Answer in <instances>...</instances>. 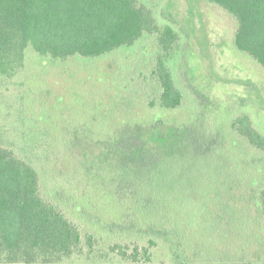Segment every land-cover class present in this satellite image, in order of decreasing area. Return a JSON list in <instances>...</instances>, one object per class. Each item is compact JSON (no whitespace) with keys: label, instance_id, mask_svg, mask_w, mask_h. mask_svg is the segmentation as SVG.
<instances>
[{"label":"trees","instance_id":"obj_1","mask_svg":"<svg viewBox=\"0 0 264 264\" xmlns=\"http://www.w3.org/2000/svg\"><path fill=\"white\" fill-rule=\"evenodd\" d=\"M205 1L235 19V50L264 69V0ZM154 12L138 0H0V78L12 79L23 69L27 48L53 61L95 59L147 35L155 37L159 50L151 76L160 93L151 106H156L157 115L173 112L181 107L183 94L165 62L177 47L178 31L158 14L157 20ZM229 127L250 147L264 152V130L253 127L248 116L234 118ZM111 132L103 140L76 138L71 146L79 149L76 160L86 176L96 178L112 206L125 209L133 219L114 222L113 209L99 218L86 216L85 208L74 204L72 214L92 226L83 234L59 203L42 198L38 171L0 146V264H63L82 257L92 264H107L109 255L117 256L121 264H154L153 248L162 239L174 252L182 238L200 264L217 260L193 241V224L186 213L208 215L209 210L199 207L198 200L187 201L185 176L193 179L196 172L207 176L204 197L201 194L207 205L215 202L209 193L220 188L222 194L223 184L225 191L235 186L228 165L220 164L224 148L216 154V142L224 138L221 133L216 136L196 125H167L161 119L134 121ZM245 188L238 197L230 199L228 191L222 197L228 204L229 199L240 202L238 210L247 217L254 209L258 225L249 228L240 217L247 223L246 231L240 229L235 241H221L227 242L223 247L229 251H238L241 258L234 261L239 264H264V183L251 180ZM210 210L217 229L227 226L232 216L226 218L225 212L211 206ZM101 239L111 242L106 251L98 249Z\"/></svg>","mask_w":264,"mask_h":264},{"label":"rangeland","instance_id":"obj_2","mask_svg":"<svg viewBox=\"0 0 264 264\" xmlns=\"http://www.w3.org/2000/svg\"><path fill=\"white\" fill-rule=\"evenodd\" d=\"M138 2L152 7L155 17L158 14L178 31L177 47L165 64L183 94L179 109L157 115L156 106H151L160 93L151 76L159 50L155 37L147 35L130 47L95 59L53 61L27 48L23 69L12 79L0 78V146L11 149L38 171L42 198L59 203L66 216L79 224L82 234L92 226L72 214L74 204L84 207L90 217L99 218L101 212L113 209L111 217L117 223L123 222L122 217L124 221L133 217L128 218L125 209L113 207L97 179L86 176L76 160L79 149L71 146L72 140H103L112 128L134 121L161 119L167 125H196L216 136L221 133L224 138L216 142V154L224 148L220 164L228 165L233 173L235 186L226 190L230 199L244 193L251 180L262 186L264 183V152L250 147L229 127L234 118L246 115L253 127L264 130V69L235 50V19L205 0ZM185 182L187 201L198 200L199 207L209 210L208 215L203 211L186 213L193 224V241L217 259L204 264H239L234 261L241 258L238 251L224 248L227 242L221 239L235 241L241 230L246 231L247 223L239 221L240 217L247 220L249 228L257 227L254 209L247 217L244 210H238L240 202L229 199L228 204L222 197L226 196L225 184L220 186L222 194L219 186L209 193L216 203L209 201L207 205V200H201L206 192V175L196 172L192 179L189 174ZM210 206L225 212L226 218L232 216L227 226L216 228ZM182 240L172 252L168 241L162 239L153 248L154 264H200L192 256L191 246ZM97 243L98 249L106 251L111 242L101 239ZM107 258V264H121L117 256ZM92 261L82 257L63 264Z\"/></svg>","mask_w":264,"mask_h":264}]
</instances>
